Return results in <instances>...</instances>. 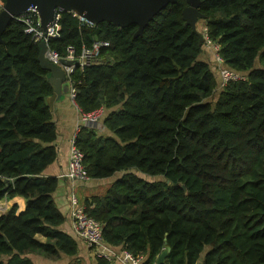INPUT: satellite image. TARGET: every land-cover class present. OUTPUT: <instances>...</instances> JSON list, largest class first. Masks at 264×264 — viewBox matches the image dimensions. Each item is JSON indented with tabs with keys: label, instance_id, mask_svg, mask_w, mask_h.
I'll return each instance as SVG.
<instances>
[{
	"label": "trees",
	"instance_id": "trees-1",
	"mask_svg": "<svg viewBox=\"0 0 264 264\" xmlns=\"http://www.w3.org/2000/svg\"><path fill=\"white\" fill-rule=\"evenodd\" d=\"M186 6L169 4L139 36L137 24H90L61 12L49 48L62 57L70 46L78 55L108 43L102 62L72 77L77 105L85 113L105 108L110 134L83 125L76 143L90 179L121 175L83 206L109 245L144 256L142 264H157L167 244L163 264H264V0H202L225 65L246 75L220 90L198 33L183 19ZM3 38L0 201L13 204L0 214V264H35L30 254L77 258V240L60 228L59 179L46 175L58 157L49 72L22 21L14 18ZM94 264L116 263L96 257Z\"/></svg>",
	"mask_w": 264,
	"mask_h": 264
},
{
	"label": "built area",
	"instance_id": "built-area-1",
	"mask_svg": "<svg viewBox=\"0 0 264 264\" xmlns=\"http://www.w3.org/2000/svg\"><path fill=\"white\" fill-rule=\"evenodd\" d=\"M1 6V4H0ZM61 9H57L54 14V18L46 29L43 28L39 11L36 7H30L21 15L15 17V19L22 21L26 25V32L31 34L33 40L37 43L45 41L47 43L46 57L54 64L61 65V60L77 61L74 65H64L66 72V83L69 86V96L72 101L76 103V80L72 77L73 72L77 67L83 69L86 66H90L103 61L101 55V49L103 46L108 45L104 41H96L91 47H83L82 51L76 55L73 47L68 48V53L65 57H62L59 52L49 48V41L51 38H58L60 36V20ZM83 21L87 20L81 18ZM90 23V22H88ZM93 24V23H90ZM203 36L204 48L211 49L214 54L216 67L219 72V89H223L226 85L233 81H241L246 79V75L230 69L225 65L224 59L219 54L220 45L213 41L209 35L207 26H203L200 31ZM79 108V106L77 105ZM81 112V126L83 125H98L99 121L103 119L105 114V108H97L91 112L85 113L80 108ZM77 131L71 139L70 151H69V170L67 176L71 179H77L81 181H89L90 177L87 168L84 164V153L76 143ZM6 200V199H5ZM72 225L77 236L81 238L90 248L95 250V256L107 259L116 264H142L144 256L135 255L127 249H116L114 246L109 245L103 236L102 224L95 218L89 216L85 212L84 206H79V200L73 193L72 196ZM7 201V200H6ZM4 200L0 201V212H4ZM2 207V208H1Z\"/></svg>",
	"mask_w": 264,
	"mask_h": 264
},
{
	"label": "water",
	"instance_id": "water-1",
	"mask_svg": "<svg viewBox=\"0 0 264 264\" xmlns=\"http://www.w3.org/2000/svg\"><path fill=\"white\" fill-rule=\"evenodd\" d=\"M176 2L177 0H6L0 9V46L5 43L3 35L10 22L30 7H36L39 11L44 29L53 20L55 11L61 9L62 11L74 12L80 18L93 24L105 20L119 27L137 24L138 30L135 36H139L143 34L145 27L163 8ZM186 2L187 6L183 10V19L186 24L192 27L194 32L198 33L200 43L203 44V36L197 27L198 21L206 18V15L200 11L202 0H186ZM39 48V61L42 67L48 70L49 82L53 87V93L47 99L50 110L53 111V101L57 96L61 95L63 91L69 93L63 66L77 64V61L63 59L61 65L54 64L45 55L48 48L47 43L41 41ZM183 187L185 188L184 185ZM6 212L7 210L3 213ZM170 252L171 246L167 244L158 255L157 264H163Z\"/></svg>",
	"mask_w": 264,
	"mask_h": 264
},
{
	"label": "crops",
	"instance_id": "crops-1",
	"mask_svg": "<svg viewBox=\"0 0 264 264\" xmlns=\"http://www.w3.org/2000/svg\"><path fill=\"white\" fill-rule=\"evenodd\" d=\"M204 50V58L202 59L211 63L213 71L215 72L214 66H216V63L214 55L211 51H207L206 48H204ZM52 113L58 129V136L54 143L58 151V157L57 160L47 168L46 175L55 176L59 179V185L54 193V199L59 210L65 216V222L60 226V228L62 230L66 229L70 235L75 237L79 246L78 256L81 259H94L95 250L93 248H90L81 238H79L75 230L73 229L71 218V203L70 200H68L70 189L73 188L74 192V189H77L78 186L80 189L81 197L85 198L91 195H103V192L106 191L109 184L116 178H118L120 173H117L115 176L108 179H90L89 181H81L69 178L67 176V173L69 170V151L71 139L77 131L78 127L81 126V112L79 111L77 104H75L70 98L69 93L67 94L65 91H63L61 95L57 96V98L53 101ZM95 127H99L101 131L103 130V133L110 134L103 123L95 125ZM84 189L86 194L85 196ZM15 201L19 203L21 209L24 208L26 200L23 197H18ZM4 203L6 205H9V201L5 200ZM12 204L13 202H11V205ZM94 261L92 260L91 264H93Z\"/></svg>",
	"mask_w": 264,
	"mask_h": 264
},
{
	"label": "rangeland",
	"instance_id": "rangeland-1",
	"mask_svg": "<svg viewBox=\"0 0 264 264\" xmlns=\"http://www.w3.org/2000/svg\"><path fill=\"white\" fill-rule=\"evenodd\" d=\"M2 9V8H1ZM198 25L200 26V30L203 28V26H206L205 24H204V21L202 20V19H200L199 21H198ZM204 24V25H203ZM203 25V26H202ZM200 30H199V32H200ZM201 33V32H200ZM204 47V46H203ZM206 48V47H205ZM207 49V51H211L212 53H213V51L211 50V49H208V48H206ZM205 51V50H204ZM204 53L205 52H203V54H202V58H204ZM214 55V54H213ZM211 64V63H210ZM212 67V66H211ZM213 69V68H212ZM214 69H215V75H217V78L219 79V74H218V69H217V67L216 66H214ZM220 90V89H219ZM218 89H217V92L215 93V95H214V97H212L211 99H210V101L211 102H214L216 99H217V97H218V95H219V93H220V91H219ZM103 120L104 119H102V120H100L99 121V123H98V125L99 124H101V123H103ZM97 130H98V132H102L101 131V129H99V127L97 128ZM139 175H141L142 177H145L146 179H148V180H157V179H160L161 177H150V176H146V175H143V174H141V173H138ZM121 175V173L119 174V176ZM115 178V177H114ZM83 185V184H82ZM84 187V186H83ZM105 192L106 191H104L103 192V194H105ZM73 193L78 197V199H79V206H83L84 205V200H85V197H81V193H80V189H79V187L77 186V189H74V192H73V188L72 189H70V194H69V196H68V200H70V203H71V210H72V196H73ZM86 194H85V189H84V196H85ZM4 201H5V199H4ZM11 202L12 201H9V205H6L5 203H4V206H3V208H4V210H8L12 205H11ZM70 203H69V205H70ZM2 208V207H1ZM8 208V209H7ZM0 214H2V212H0ZM64 231H66V232H68L66 229H63ZM69 233V232H68ZM114 248H116V249H120V248H117V247H114ZM31 259H32V261L35 263V264H69V263H71V262H73L74 264H91L92 262V260L94 261V259H95V261H96V256H95V258L93 259V258H90V259H88V260H86V259H81L80 257H68V256H62L61 258H58V259H50V258H48V257H45V256H42V255H37V254H30V255H28ZM95 261H94V263H95ZM93 263V264H94Z\"/></svg>",
	"mask_w": 264,
	"mask_h": 264
}]
</instances>
